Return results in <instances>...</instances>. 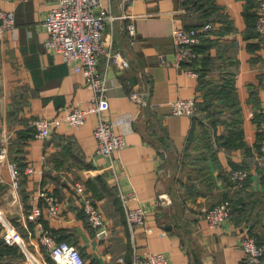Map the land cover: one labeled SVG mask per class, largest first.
<instances>
[{"label": "crops", "instance_id": "0c3cea01", "mask_svg": "<svg viewBox=\"0 0 264 264\" xmlns=\"http://www.w3.org/2000/svg\"><path fill=\"white\" fill-rule=\"evenodd\" d=\"M56 3L0 0V11L16 15L15 29L0 40V141L3 134L10 138L0 180V238L3 247L18 251L0 264L50 259L41 243L45 233L74 244L92 264H132L135 255L148 253H163L171 264H246L239 237L251 230L248 217L264 239V177L256 166L259 129L254 120L259 108L251 98L252 87L259 89L264 115V49L250 33L247 0H136L130 6L115 0L117 19L105 35L130 67H107L106 58L100 59L99 70L110 83L108 119L127 140L112 160L96 152L99 118L94 113L82 127L63 124L49 139L39 138L30 125L36 118L61 117V108H88L93 96L84 75L45 46L48 34L40 22ZM202 20L214 30L199 45V61L178 66L175 28ZM129 23L136 26L135 37L126 31ZM189 68L198 77L187 74ZM223 83L234 85L240 112L224 106L220 119L232 123L240 118L245 147L227 149L221 144L229 128L212 125L213 108L225 101L217 89ZM134 93L141 101L132 98ZM179 98L197 101L196 122L172 114ZM207 101L213 103L209 114L203 111ZM241 170L248 172L243 183L233 178ZM78 183L101 209L105 231L90 226L75 191ZM51 193L59 206L56 216L48 213ZM123 196L130 208H148L145 226L130 227ZM231 199L237 211L224 227L199 218ZM37 208L41 216L34 215Z\"/></svg>", "mask_w": 264, "mask_h": 264}, {"label": "built area", "instance_id": "2783aa9c", "mask_svg": "<svg viewBox=\"0 0 264 264\" xmlns=\"http://www.w3.org/2000/svg\"><path fill=\"white\" fill-rule=\"evenodd\" d=\"M136 0H121L123 6H130ZM160 1V0H142ZM115 0H57L55 7L44 15L40 27L47 32L45 42L47 50L62 57L64 63L76 73H82L86 86L92 92V100L88 108L72 107L61 108V117H40L32 120L30 125L37 131L41 139H49L53 131L66 124L70 127H82L90 114L99 118V124L94 130L98 142L97 154L110 160L114 154L127 145L123 133L115 130L114 123L108 119L110 110L109 90L110 83L105 72L99 70L100 59L106 58V66H117L121 70L130 67V62L121 51L114 47L113 41L106 39V31L115 22L117 17L113 13ZM258 21L256 31L258 40L264 49V0H259L256 7ZM16 15L13 11H0V40L7 31L15 29ZM214 30L212 23L198 28L176 27L173 33L175 57L178 66L184 63L198 62L199 55L196 47ZM126 31L130 37H135L136 26L129 23ZM191 76L198 73L193 68L186 70ZM132 98L141 101L139 94L134 93ZM199 113V106L195 99L179 98L172 103V114L175 116L194 117ZM9 137L2 135L0 141V180L9 157ZM256 166L264 177V140L256 157ZM248 172L241 170L234 173L235 181L243 183ZM75 191L81 201L82 208L91 227L99 231L106 230L104 216L96 201L87 192L84 184L78 183ZM123 204L127 221L131 228L145 226L147 223L148 208L140 205L130 208L128 199L123 196ZM48 213L51 216L59 214L57 199L53 193L47 197ZM230 201L222 202L199 216L208 222L211 227H224L232 217ZM41 209L34 210L35 216H41ZM15 237L8 239L15 242ZM41 243L48 249L50 259L28 257L27 264H92L85 260L77 246L67 241L58 242L48 233L42 235ZM239 244L243 249L246 264H264V245L258 238L250 234L239 237ZM132 264H171L163 253H148L135 255Z\"/></svg>", "mask_w": 264, "mask_h": 264}, {"label": "trees", "instance_id": "16d2710c", "mask_svg": "<svg viewBox=\"0 0 264 264\" xmlns=\"http://www.w3.org/2000/svg\"><path fill=\"white\" fill-rule=\"evenodd\" d=\"M209 3V2H208ZM247 3H249V6L247 8V11H246V18H247V21H248V26H249V30H250V33L252 35H256L258 37V33L256 31V26H257V21H258V15H257V12L256 11H250L249 9H252L253 7H256L258 6L259 4V0H247ZM210 4L212 5V2H210ZM209 4V5H210ZM213 10H214V7L213 6ZM212 7H209L210 10H212ZM208 8H205L204 9V12H208L209 10ZM214 11L210 12V13H213ZM207 23V21H204L202 20L199 24L195 25V26H187L186 28H198V27H201L203 25H205ZM259 45L261 46V43H259ZM201 46H197L196 47V51L200 48ZM200 59V58H199ZM199 61V60H198ZM203 64V60L201 62V65ZM200 72V71H199ZM232 77V75L230 74V78ZM226 87V88H225ZM217 89H219L220 91H222L220 93V96L221 98L225 99L224 102H221L223 106H219V107H214L213 108V111H212V105L213 103L212 102H205V105H203V111H207V114H209L210 110L213 112V115L216 116V118H214L212 120V125L214 127L217 126V124H224L226 125L228 128H229V133L227 135H224L222 138H224L225 140L222 142L221 145L223 146H226L227 149H232L233 147H237V146H244L245 147V142L243 141L244 139V134H243V131L239 128L240 126V118H236L232 123H228L227 121L225 120H221L220 119V116L225 112V110H223L224 106H230L234 111H235V114H239L240 112V109L238 108V102L236 100H234L233 98V92H234V85H225L224 83L222 84V88L217 86ZM252 93H251V98L254 100V104L256 106H258L259 108V111L256 112L255 114V122L257 123L258 125V151L260 150L261 148V144L264 140V130H263V122H264V115H263V112H262V108H261V101L259 99V92L260 90L259 89H251ZM202 107V106H201ZM228 107V108H230ZM212 116V114L210 115ZM196 122V117H193V122ZM200 124L203 125V122H200ZM247 152H248V155L250 156H253V154H250L249 152V149H247ZM205 180H208L210 186H213V183L210 181L209 177L208 176H205ZM114 190V189H113ZM111 189L108 188V191L109 193L112 195V196H116L115 194V190L113 191ZM229 200V199H227ZM226 201V200H224ZM231 203H232V214L233 212L235 213L236 210V206H235V200H230ZM235 206V208H234ZM248 222L249 224L251 225L250 228L251 230H249V234L254 236V237H257L258 238V242L261 244V245H264V239H262L261 237H259L255 232H254V229H253V222L250 220V218L248 217ZM58 242H62L63 240L59 239L57 240ZM46 250V248H44ZM82 254V253H81ZM9 255H18V251L14 248H10V247H3V240L0 238V260L4 257H7ZM82 256L84 257V259L86 260L85 256L82 254Z\"/></svg>", "mask_w": 264, "mask_h": 264}, {"label": "water", "instance_id": "95a60500", "mask_svg": "<svg viewBox=\"0 0 264 264\" xmlns=\"http://www.w3.org/2000/svg\"><path fill=\"white\" fill-rule=\"evenodd\" d=\"M134 79H136V78H134Z\"/></svg>", "mask_w": 264, "mask_h": 264}]
</instances>
